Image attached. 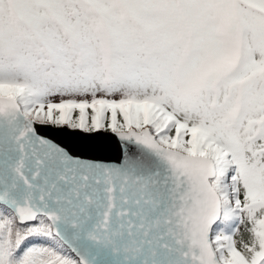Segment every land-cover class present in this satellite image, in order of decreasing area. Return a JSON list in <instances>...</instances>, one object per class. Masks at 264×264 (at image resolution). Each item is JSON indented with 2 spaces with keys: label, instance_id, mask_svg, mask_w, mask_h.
Wrapping results in <instances>:
<instances>
[{
  "label": "snow or ice",
  "instance_id": "6c2138e0",
  "mask_svg": "<svg viewBox=\"0 0 264 264\" xmlns=\"http://www.w3.org/2000/svg\"><path fill=\"white\" fill-rule=\"evenodd\" d=\"M0 264H264V0H0Z\"/></svg>",
  "mask_w": 264,
  "mask_h": 264
}]
</instances>
